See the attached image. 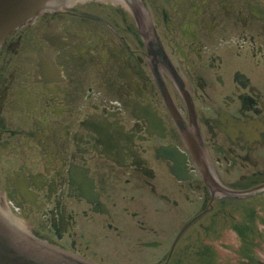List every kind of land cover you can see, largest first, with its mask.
I'll return each mask as SVG.
<instances>
[{"label": "flooded vegetation", "instance_id": "1", "mask_svg": "<svg viewBox=\"0 0 264 264\" xmlns=\"http://www.w3.org/2000/svg\"><path fill=\"white\" fill-rule=\"evenodd\" d=\"M62 2L0 44V213L91 264H217L183 257L225 222L264 264V0Z\"/></svg>", "mask_w": 264, "mask_h": 264}, {"label": "water", "instance_id": "2", "mask_svg": "<svg viewBox=\"0 0 264 264\" xmlns=\"http://www.w3.org/2000/svg\"><path fill=\"white\" fill-rule=\"evenodd\" d=\"M63 0H0V43L4 36L45 5ZM0 264H91L27 237L0 213Z\"/></svg>", "mask_w": 264, "mask_h": 264}, {"label": "rangeland", "instance_id": "3", "mask_svg": "<svg viewBox=\"0 0 264 264\" xmlns=\"http://www.w3.org/2000/svg\"><path fill=\"white\" fill-rule=\"evenodd\" d=\"M257 210H255V215L257 214ZM259 216L264 217V209H259ZM236 218L240 221L242 220H249V217L245 214V211L242 208H238V210L235 212ZM263 219V218H261ZM250 223L248 225L252 226L253 230L257 229H263L262 227V220L254 219V222L249 220ZM225 222H218L216 225L211 227L207 232L204 233V236H200L195 239V242L193 243V247L190 250V252L185 253L184 259H186V256L188 260L190 261H198L200 258L198 256V252L203 248L201 246H206V249L210 251V259L211 261H215L217 264H235L238 263L237 261H233L231 263V259L229 258L231 255L239 256L236 247L240 245V238L236 237L234 235V232L232 229L229 228V226L224 224ZM256 240V237H254ZM258 253L261 252L264 254V238L261 239L260 246L257 249ZM235 256V257H236ZM195 261V262H196Z\"/></svg>", "mask_w": 264, "mask_h": 264}]
</instances>
